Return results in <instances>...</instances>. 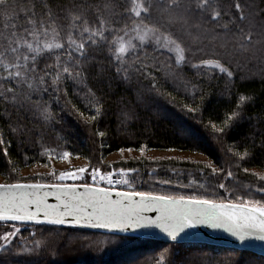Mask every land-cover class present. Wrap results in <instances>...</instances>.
I'll return each mask as SVG.
<instances>
[{
  "label": "snow or ice",
  "instance_id": "6c2138e0",
  "mask_svg": "<svg viewBox=\"0 0 264 264\" xmlns=\"http://www.w3.org/2000/svg\"><path fill=\"white\" fill-rule=\"evenodd\" d=\"M261 11L264 9L258 11L250 0H0V155L9 175L8 182L0 183V227L6 229L0 234V253L21 256L48 251L51 244L42 249V239H34V246L19 243L26 240L22 234L25 228L30 237L36 238L37 226L100 230L103 238L99 242L93 239L83 245L96 253L100 264L108 253L120 249H125L128 256L122 264H139V257L131 255L135 252L133 246L144 243V238L157 230L172 242L166 250L171 252L167 264H191L187 259H177L175 248L200 229L222 232L242 247L264 245V199L254 198L251 185L240 194L235 183L231 188L224 182L214 187L195 179L183 183L180 173L164 177L156 168L145 180L136 168L109 166L102 170V154L90 167L60 172L52 167L47 174L21 179L18 173L11 175L17 169L10 152L15 143L27 166L29 156L23 145L30 143L37 149L33 156L44 157L45 168L53 159H79L81 153L66 146V137L65 143L55 146L48 144L41 132L35 134L38 140L21 139L28 134V126L21 119L26 113H33L43 126L55 131L61 118L53 104L62 100L61 110L67 108L99 148L106 146L109 133L99 127L106 115L103 97L87 84L85 75L95 59L93 53L101 49L110 52L115 72L125 83L133 79L147 81L145 93L167 99L163 88L169 80L185 88L190 86L193 103L184 104L181 111L200 120L202 104L195 101L197 96L201 101L205 97L196 91L197 85L183 69L195 70L207 79L219 73L231 82L234 65L243 67L242 61L264 63ZM149 48L159 54L153 55L151 62ZM161 56H167V60L160 62ZM173 63L179 71L173 69ZM166 67L170 70L165 71ZM160 72L165 73L163 82L157 75ZM95 78L99 79V74ZM70 85L74 96L88 100L82 105L83 111L69 99ZM239 100L224 126L210 124L220 142L227 130L245 119V97ZM140 120L139 114L131 110L122 113L120 123L131 133ZM146 148L144 144L139 147L141 156ZM135 150L118 149L121 154ZM228 151L237 157L234 163L239 168L241 161L264 154V136L259 142L250 138L238 151H232V147ZM207 168L214 176L235 180L231 170L225 176L223 166L209 161ZM243 172L249 169L244 167ZM252 175L264 182V173ZM254 192L264 194V183ZM83 238L89 240L86 234ZM51 252L59 255L54 248ZM200 255L199 264H211L207 253ZM156 264L164 261L157 260Z\"/></svg>",
  "mask_w": 264,
  "mask_h": 264
},
{
  "label": "trees",
  "instance_id": "16d2710c",
  "mask_svg": "<svg viewBox=\"0 0 264 264\" xmlns=\"http://www.w3.org/2000/svg\"><path fill=\"white\" fill-rule=\"evenodd\" d=\"M250 2L258 11L264 9V0H250ZM260 14L264 15V11H261ZM147 51L149 62L153 55H159L154 53L152 48ZM93 55L95 59L85 75L88 77L87 84L103 97L106 115L100 121L99 127L106 129L109 133L105 138L106 146L103 149L99 148L89 139L88 133L77 123L67 108L61 110L64 107L63 100L60 104H53L58 118H61L60 123L55 126V131L43 126L33 113L23 114L21 119L28 126V134L22 137V140L31 141L33 138L38 140L39 137H36L35 134L41 132L45 134L47 143L55 146L57 143H65L63 138L66 137V146L74 152H80V158L85 160L89 167L96 164V157L102 154L103 164L99 165L102 170H107L110 166L105 162L106 158L112 153L119 152L120 148L131 147L136 149L135 151H139L142 144L147 145L145 151H167L169 148H175L177 152L199 154L206 160H148L139 157L115 163L111 165V168H136L145 180L148 178V173L156 168L158 174L164 177H171L173 172L180 173L183 183L195 179L205 183L206 186L211 183L214 187L219 182H224L230 188L235 183L238 185L240 194H245L248 191V186L251 185L254 198L264 199V194L254 192L255 187L264 182L252 175L253 173L258 174V172L264 173V154L258 153L250 161H241L240 167L237 168L234 163L237 157L228 151L230 147H232V151H238L240 145L249 143L250 138L254 137L259 142L260 138L264 136V63L242 61L243 67L234 65L235 77L231 82L219 73L214 78L207 79L197 75L195 70L184 68L183 71L187 74L188 79L197 85L196 91L203 92L205 97L202 101L199 96L196 97L195 103L202 104L201 119L193 120L190 118L193 114H186V110L181 111L184 104L191 105L193 103L190 86L185 88L183 84L173 83L169 80L163 88L168 98L157 97L143 91L148 86L147 81L133 79L132 82L125 83L120 79L115 72L111 54L106 49H101ZM197 59L198 56L193 62H196ZM166 60L167 56L160 57V62ZM173 69L179 71L174 63ZM169 70L167 67L165 68V71ZM98 74L99 79L95 78ZM157 75L162 78L163 82L165 73L160 72ZM77 90L79 91L78 88ZM240 96L245 97V119L227 130L226 137L223 142H220L216 139L219 134L212 132L210 124L216 123L218 126H224L227 116L236 111V105L240 103ZM69 99L81 107L82 111L84 110L82 105L89 103L86 98L79 99L74 96L71 85L69 86ZM131 110H135L141 120L134 124L130 133L125 131L120 119L123 112ZM86 114L89 113L86 112ZM148 120L151 121V124L146 125L145 122ZM61 129H63L62 132ZM36 150L34 145L24 143L23 151L27 152L29 156L26 166L21 158L20 150L13 143L10 152L17 172L11 173L12 176H16L18 173V178L23 179L20 177L22 170L42 163L44 157L33 156V152ZM33 159L38 162L33 163ZM209 161L217 167L223 166L225 176L226 171H233L236 174L235 180L212 175L211 169L207 168ZM244 167L249 169L248 173L243 172ZM0 178L4 182L9 180L8 168L2 155H0ZM185 191L190 193L192 190ZM217 191L221 196L224 195L223 190L217 189ZM36 230L38 235L33 238L29 236V230L26 228L22 232L26 240L19 241V243L33 245L34 239H42L44 241L41 245L42 249L45 244H51L48 251L21 256L0 253V264H100L96 253L85 250L83 245L93 239L99 242L103 238L102 232L74 228L52 229L50 226H37ZM84 234L89 237V240H84ZM144 241L142 244L133 246L135 252L131 254L132 257H139V264H145V261L147 264H156V261L161 259L164 264H167L171 252H166V250L171 248L172 243L145 238ZM16 243L17 241H14V244ZM53 248L58 250V256L52 254L51 249ZM175 251L177 259H187L191 261V264H199L202 259L201 253L208 254L211 264H232V261L235 264H264L263 256L211 245L179 244ZM127 258L126 250L120 249L108 253L103 259V264H122V261Z\"/></svg>",
  "mask_w": 264,
  "mask_h": 264
},
{
  "label": "rangeland",
  "instance_id": "374dc122",
  "mask_svg": "<svg viewBox=\"0 0 264 264\" xmlns=\"http://www.w3.org/2000/svg\"><path fill=\"white\" fill-rule=\"evenodd\" d=\"M139 157H142V158L144 157V158H147L148 160H163V159H178V160L188 159V160H198V161L206 160L203 156L199 154H195V153H190V152L184 153V152H177V151L169 152V151H157V150L149 151L148 150L144 152L143 156H141L139 151H133L131 153L125 151L123 154H121L120 152L112 153L106 158L105 162L109 163L111 166L121 161H128L130 159H137ZM83 166H87V163L85 160L81 158L77 159L75 157H71L70 162L53 159V161L47 168L43 167V163H40L36 166H32L30 168H26L22 170L20 173V177L32 179L33 177L38 176L39 174L49 173L52 167H55L56 171L60 172V171H67L73 168H78V167H83ZM261 173L262 172H258V174H261ZM0 183H4V181L1 178H0ZM25 229H23V231ZM4 230L6 229L3 227H0V234H2Z\"/></svg>",
  "mask_w": 264,
  "mask_h": 264
},
{
  "label": "water",
  "instance_id": "95a60500",
  "mask_svg": "<svg viewBox=\"0 0 264 264\" xmlns=\"http://www.w3.org/2000/svg\"><path fill=\"white\" fill-rule=\"evenodd\" d=\"M95 231L101 232L100 230H95ZM145 239L172 243L168 241L163 234L159 233L158 230L153 235L149 237H145ZM180 244H202V245L231 248L264 257V245H260L259 243H252L242 247L238 245L236 242L232 241L231 238L226 236L224 233L210 231L208 229H200L196 234H189V236L183 239L180 242Z\"/></svg>",
  "mask_w": 264,
  "mask_h": 264
}]
</instances>
